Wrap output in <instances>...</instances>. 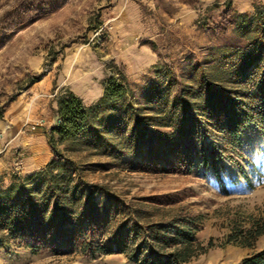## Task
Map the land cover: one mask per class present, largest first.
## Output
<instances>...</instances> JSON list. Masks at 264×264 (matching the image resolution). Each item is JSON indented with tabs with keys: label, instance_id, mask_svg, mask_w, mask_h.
Listing matches in <instances>:
<instances>
[{
	"label": "rangeland",
	"instance_id": "rangeland-1",
	"mask_svg": "<svg viewBox=\"0 0 264 264\" xmlns=\"http://www.w3.org/2000/svg\"><path fill=\"white\" fill-rule=\"evenodd\" d=\"M261 1L0 0V188L51 158L46 133L62 93L93 99L106 76L120 70L142 102L156 66L172 69L177 90L194 66L208 62L213 47L243 45L234 34L235 17L251 16ZM38 119L45 124L30 131ZM42 130L46 139L38 135ZM168 131L149 127L113 155L70 153L75 161L95 164L82 177L104 186L113 200L96 196L93 215L73 223H28L22 237L0 243V264H129L121 253H89L107 239L120 204L182 208L199 217L196 240L206 245L212 239L213 247L187 264H239L263 247L264 235L253 248L224 243L232 221L248 225L250 217L264 218L260 130L248 126L240 144L226 149L217 164L222 183L197 160L200 144L193 135L170 140ZM32 144L40 146L37 151L28 148Z\"/></svg>",
	"mask_w": 264,
	"mask_h": 264
},
{
	"label": "trees",
	"instance_id": "trees-1",
	"mask_svg": "<svg viewBox=\"0 0 264 264\" xmlns=\"http://www.w3.org/2000/svg\"><path fill=\"white\" fill-rule=\"evenodd\" d=\"M234 34L243 45L213 47L208 62L194 66L193 76L177 90L172 69L156 66L142 102L120 70L106 76L102 95L89 105L70 90L58 96L57 123L46 133L51 158L0 188V243L22 237L30 222L63 225L90 218L96 196L113 198L104 186L82 177L95 164L75 161L70 153L117 154L149 127L168 128L170 140L193 135L200 144L194 153L197 160L205 169L212 167L222 183L217 164L227 148L240 144L247 127L258 128L264 140V1L254 3L251 16L236 15ZM119 206L121 211L113 214L115 226L89 250L91 255L121 253L129 264H187L213 247L212 239L206 245L196 240L199 217L182 208ZM262 235L263 217H250L248 225L234 220L224 243L253 248ZM239 264H264V246Z\"/></svg>",
	"mask_w": 264,
	"mask_h": 264
},
{
	"label": "crops",
	"instance_id": "crops-1",
	"mask_svg": "<svg viewBox=\"0 0 264 264\" xmlns=\"http://www.w3.org/2000/svg\"><path fill=\"white\" fill-rule=\"evenodd\" d=\"M70 91H72V90H70ZM75 95H77V96H79L81 99H82V101L84 102V104H86V105H89V104H91V103H93L94 101H96L101 95H102V93H103V84H102V89H101V91H100V93L98 94V96H96V97H94L93 99H88V97L87 96H83V95H81V94H78V93H76V92H74V91H72ZM87 97V98H86ZM54 108H56V103H55V106H54ZM56 122H57V117H56V115H54V118H53V120H52V122L49 124L50 126H53V125H55L56 124ZM43 131L44 130H42V133H39L38 135H39V137L40 138H45L46 139V137H45V134L43 133ZM264 142V140H262V143ZM40 146L39 145H34V144H32V145H28V148L30 149V150H35V151H37L38 150V148H39ZM47 145L46 144H42V146H41V148L44 150V152L46 151V149H47ZM49 149H50V147H49ZM40 158V157H39ZM39 161V159H37V160H34V161H30V163H29V166H31V164L33 165V163L34 164H37V162ZM41 166L40 165H34V166H31L30 168V170L32 171V170H35V169H37V168H40ZM226 189H227V187H225Z\"/></svg>",
	"mask_w": 264,
	"mask_h": 264
},
{
	"label": "built area",
	"instance_id": "built-area-1",
	"mask_svg": "<svg viewBox=\"0 0 264 264\" xmlns=\"http://www.w3.org/2000/svg\"><path fill=\"white\" fill-rule=\"evenodd\" d=\"M45 124V121L43 119H38L35 123L31 124L29 127L30 131L37 130L39 127H42ZM26 131L25 125L22 126L21 132L24 133Z\"/></svg>",
	"mask_w": 264,
	"mask_h": 264
}]
</instances>
